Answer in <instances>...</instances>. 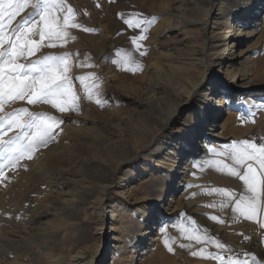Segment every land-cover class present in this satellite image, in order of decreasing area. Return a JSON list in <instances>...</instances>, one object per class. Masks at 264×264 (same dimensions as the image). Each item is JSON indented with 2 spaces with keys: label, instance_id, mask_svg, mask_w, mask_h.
Wrapping results in <instances>:
<instances>
[{
  "label": "rangeland",
  "instance_id": "obj_1",
  "mask_svg": "<svg viewBox=\"0 0 264 264\" xmlns=\"http://www.w3.org/2000/svg\"><path fill=\"white\" fill-rule=\"evenodd\" d=\"M182 1L59 0L50 10L49 19L53 27L62 28L66 35L62 39L49 41L45 37L41 41L43 23L39 21L40 8L32 7L37 0H29L28 6L16 17L8 31L11 32L12 28L25 20H27L26 27H31L33 22H37L28 36L41 47L32 55L20 57L17 62L27 65L49 55L66 57L69 68L67 75L72 81L71 86L76 101L69 110L60 112L49 103L30 104L27 96L23 100L4 98L0 103V119L4 127V132L0 133L2 136L0 190L8 184H13V176L18 171L13 166L16 153L10 151L15 145L9 144L8 141L23 130L7 128L8 119L18 110L27 109L34 116L47 114L62 121L53 128L54 139L46 146L38 148L52 145L51 150L61 153L63 157L66 155L64 158L70 162L98 148L102 149L105 143L118 139L124 129L135 125L136 113L145 112L144 114L150 115L141 100L146 95L155 97L161 85L162 75L156 71L155 63L165 55L164 60L167 59L170 46L176 41L173 34L176 32L183 36L188 34L193 42H201L208 37L212 25L211 20L208 21L207 26L193 22L183 23L184 17L190 20L191 16H183L190 8ZM242 6L241 4L239 11ZM69 7L73 9L71 16L67 11ZM199 7L205 8L201 4ZM65 16H69L68 25L64 24ZM137 19L151 23H141L139 27L125 23ZM257 20L254 35L245 40L240 49L242 52L246 50L250 55V62L254 64L252 79L259 85L247 90L246 94H236V91L225 94L227 99L232 96V100L225 106V113L222 114L214 132L216 138L204 137L195 139L192 143L193 136L190 130L195 131V129H193L194 124L189 123L188 117L192 113L193 105L188 106L181 114L180 122L183 124L177 123L171 130L165 124L159 126L162 131L155 139V145L164 143L167 133L172 132L175 135L181 132L184 135L180 139V148L189 149V155L185 156L189 158V162L183 166L185 170L179 169L181 174L178 175L173 200L168 201L172 208L168 213L170 215L167 217L165 215L166 219L155 225L156 235L149 236L150 240L143 248V256L138 257L141 258V262H136L135 258L134 264H233L237 261L239 264H264V177L260 176L261 171L264 170L257 162H248L256 170L258 179L262 181L258 189L260 197L256 201V215L249 218L235 210L237 200L251 197L245 183L226 171H218L210 163L213 160H221L232 165L231 146L237 144L239 147L238 142L247 141L255 143L258 147L264 146V5ZM73 23L83 27H72ZM172 27L177 31L171 32ZM140 36H144L145 39H136ZM50 44L56 46H49ZM9 47L10 42L5 43L0 51H7ZM6 58H0V62ZM125 63L130 67L139 64L142 69L124 70ZM211 67L208 73H214L219 69L217 65ZM212 78L214 76H211ZM161 92L165 93L164 90ZM246 96L252 97L253 104L244 106ZM97 99L103 103L98 105L95 102ZM28 119V116H24V120ZM90 141L94 143L91 144ZM78 144H83L84 146H81L85 149L80 151ZM161 157L160 153L154 154L146 150L134 160L125 163L113 176V184L124 173L128 179L130 178L127 198L121 199L112 194L108 196V199L116 201L115 206L120 214L119 225L123 229L120 236L124 240L122 243H115L116 248L114 242L110 240L111 235L107 238L104 235L100 249L105 252V259L104 263L99 262L100 264H110L115 257L118 264H130L128 260L132 256V249L129 244L139 240L142 235V232L137 233L136 219L139 216V209L154 198L156 188L164 185V173L167 169L164 171L162 166L156 165ZM137 167L141 169H135ZM237 167L241 173L246 171V165ZM46 169L38 171L39 173L32 175L31 178L23 173L25 171L21 172L25 178L22 186L18 187L21 196L29 192L34 194L37 191H48L52 184L55 185L59 175L57 172H46ZM215 189L231 192L232 195L225 196L221 192L214 191ZM19 198L12 195L10 200L15 201ZM164 213L166 212H163V215ZM212 216L217 217V221H213ZM87 223L79 232V236L83 246L93 248L96 239L94 229L99 224L97 214H94V219ZM110 226V218L107 215L104 219L105 233L109 234ZM196 236L200 237L199 241L192 238ZM165 240L168 241L167 247ZM51 256L59 255L52 251ZM62 256L64 258L66 256L69 264H74L71 260L72 255L62 252Z\"/></svg>",
  "mask_w": 264,
  "mask_h": 264
},
{
  "label": "bare ground",
  "instance_id": "obj_2",
  "mask_svg": "<svg viewBox=\"0 0 264 264\" xmlns=\"http://www.w3.org/2000/svg\"><path fill=\"white\" fill-rule=\"evenodd\" d=\"M182 3L190 8L183 16H191L190 20L184 17L183 23L207 26L211 20L212 25L208 37L201 42H193L188 34L172 33L176 41L170 46L167 59L164 60L165 55L155 63L156 71L162 75L161 85L155 97L146 95L141 100L150 115L136 113L135 125L124 129L118 139L72 162L64 158L66 155L63 157L61 153L51 150L52 145L35 148L30 159L27 156L15 159L13 166L18 171L13 176L14 182L0 190V264H69L62 252L72 255L74 264L104 263L105 252L100 249L104 235L106 238L111 235L114 247L115 243L124 240L120 236L123 229L119 225L116 201L108 199V196L112 194L125 199L129 195L130 178L126 173L115 184L112 182L113 176L125 163L150 150L162 155L156 165L167 171L164 173V185L154 190L156 195L139 209L136 219L137 233L142 232V235L139 240L129 244L132 256L128 262L134 264L135 258L136 262H141L138 257L143 256L149 236L156 235L155 225L166 219L165 215H170L168 213L172 208L168 201L173 200L178 175L181 174L179 169L185 170L183 166L189 162V158L185 157L189 155V149L180 148V139L184 135L181 132L176 131L175 135L169 132L165 135L164 143L160 141L161 145H155V139L162 131L159 126L165 124L171 130L175 124H183L180 122L181 114L193 105L188 117L196 131L190 130L192 143L204 137L216 138L214 132L225 113V106L232 100V96L227 99L225 94L229 91L246 94L247 90L259 85L252 79L254 64L250 62V55L240 48L245 40L254 35L264 0H183ZM199 4L205 8H198ZM241 4L243 6L239 11ZM172 31L177 30L172 27ZM212 65L219 66V69L208 73ZM211 76L214 78L211 79ZM251 98L246 96L244 106L253 104ZM83 144H78L80 151L85 149L81 146ZM44 168H47L46 172H57L59 175L56 176L55 187L52 184L48 191H37L35 195L29 192L21 196L18 187L25 180L21 172L25 171L23 173L31 178ZM12 195L20 198L11 201ZM163 212L166 213L163 215ZM94 214H97L99 224L94 229V247L89 248L82 245L79 232L89 220L94 219ZM107 215L111 222L109 234L104 232ZM52 251L59 256H51ZM116 261L117 257L112 258L110 264H118Z\"/></svg>",
  "mask_w": 264,
  "mask_h": 264
},
{
  "label": "snow or ice",
  "instance_id": "obj_3",
  "mask_svg": "<svg viewBox=\"0 0 264 264\" xmlns=\"http://www.w3.org/2000/svg\"><path fill=\"white\" fill-rule=\"evenodd\" d=\"M59 2V0H37L32 4L34 9L40 8L38 13L39 21L43 23V30L40 33V40L45 37L49 41L62 39L66 32L62 28L53 27L49 19L50 10ZM29 0H0V49H3L5 43L10 42L7 51H0V58L7 57L0 62V103L7 97L11 100H23L28 97V103L35 104L45 102L51 104L60 112L69 110L74 105L76 96L72 89V81L67 75L69 68L66 57L64 56H45L29 64L18 63L20 57L32 55L39 50L41 45L29 38L28 33L36 27L37 22H33L31 27H26L27 20L8 31L9 26L18 17L21 12L28 6ZM42 4V7H41ZM69 16L73 14V9H67ZM69 16H65L64 24L68 25ZM155 19V18H153ZM130 26L139 27L141 23L150 24L151 21H143L137 19L135 21H125ZM72 27L83 26L73 23ZM85 31H93L83 29ZM146 30V29H145ZM138 40L145 39L144 36L136 38ZM135 42V41H134ZM49 46H56L50 44ZM142 66L137 64L130 67L125 63L124 70L136 71L141 70ZM98 105L103 102L99 99L95 101ZM78 110V109H77ZM24 116H28V120H24ZM62 121L55 117H49L47 114H39L34 116L27 109H20L14 113L7 121V128L22 129L21 133L15 135L9 144H14L11 148L12 153H18L15 159L27 156L31 158V153L35 148L46 146L54 139L53 128L61 124ZM35 130L34 132L32 130ZM4 132L3 121L0 119V133ZM2 139V136H0ZM27 141V142H25ZM231 146L232 165L226 164L221 160H213L210 163L220 172H227L233 177H239L245 183L248 191L251 193L249 198H241L236 201L235 210L252 218L256 215V201L260 197L259 186L262 181L258 179L257 172L249 161H255L260 168L264 170V146H257L255 143L238 142ZM223 155V153H221ZM246 171L241 173L237 166H245ZM260 176L264 177V171ZM225 196H231L232 193L215 189ZM251 201V202H249ZM213 221H217V217L212 216ZM197 241L199 236L192 237ZM165 246L168 241L165 240ZM171 251V248L169 247ZM193 255H197L193 253ZM239 264V262H233Z\"/></svg>",
  "mask_w": 264,
  "mask_h": 264
}]
</instances>
